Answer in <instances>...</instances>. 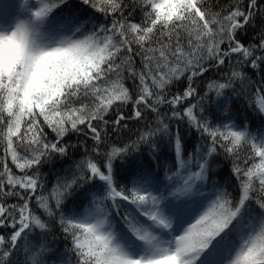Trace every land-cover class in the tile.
<instances>
[{
	"label": "snow or ice",
	"instance_id": "snow-or-ice-1",
	"mask_svg": "<svg viewBox=\"0 0 264 264\" xmlns=\"http://www.w3.org/2000/svg\"><path fill=\"white\" fill-rule=\"evenodd\" d=\"M241 97L254 131L230 114ZM128 121L146 123L111 140ZM69 133L84 151L48 192ZM165 146L163 180L127 159ZM218 150L232 191L212 181ZM0 230V264H264V0H0Z\"/></svg>",
	"mask_w": 264,
	"mask_h": 264
},
{
	"label": "trees",
	"instance_id": "trees-1",
	"mask_svg": "<svg viewBox=\"0 0 264 264\" xmlns=\"http://www.w3.org/2000/svg\"><path fill=\"white\" fill-rule=\"evenodd\" d=\"M210 2L215 4L217 0H210ZM219 3L222 5H226L229 3V0H219ZM214 10H218V9H214ZM259 27H260V23L258 22L256 25L257 30L259 29ZM254 34L255 33L250 29L248 33H241L240 37L246 42H251ZM137 64H139V58H137ZM213 78L216 77H214L212 72L210 71L209 73L205 74L203 77L198 78L196 80L195 86L201 91H206L208 80ZM256 79H258V77H256ZM186 83H187L186 80H183V82L180 81L176 82L172 86V92H175L177 90L182 91L183 88L186 86ZM126 84L129 87H131V81H126ZM120 110L124 113H129L131 111V106L130 105L123 106ZM113 111H115V109ZM213 111L216 112V115H221L224 110L223 109L216 110L213 106ZM230 114L235 118V122L237 124L247 119L253 131L257 127L261 126V118L257 116L252 111L251 108L248 107L247 101L243 97H241L240 101L231 108ZM109 115L111 116L112 114L110 113ZM151 119L153 118L149 117V120ZM209 119H212V117L209 116ZM145 123L146 121H141L139 123L134 121H128L129 127L127 129H123L120 132L119 136H112L110 137V139L121 145L123 143L129 142L130 140H135L139 131L143 129ZM175 127L176 124L174 123L173 128ZM180 128H181V132L184 133V135L186 136V138L190 143L195 144L200 142L198 139V134L195 133L194 130L189 131L187 129V126L184 124L180 125ZM46 131L50 133V130L46 129ZM50 136H54V134L50 133ZM84 139L85 138L83 137L82 134L69 133V135L65 137V142L68 143L69 145H76L77 148H70L67 157H56L53 159L51 163L45 164L41 168V175L43 177L48 192L51 191L52 186L56 183L57 176L65 175L66 170L73 166V161L79 160L81 158V154L83 153L84 150L82 147H80V142ZM203 143H205L206 145L207 142L204 141ZM189 151H191V148L189 149ZM160 156L161 159L159 161L153 159L149 155L147 149L145 148L141 153L139 154L133 153L129 157H127V159L129 161H135L137 158H140L143 159L145 163H150L151 170L154 173H157L160 179L163 180L165 176L166 168L171 166L172 153L169 150V148L165 146L162 148ZM165 156L168 157L167 160L164 159ZM215 161L216 162L213 165V171L215 174L212 176V181H215L217 184L228 188L229 191H232L233 187L236 185V180L235 177L231 175V167H232L231 159L226 158V154L223 153L222 150H218V154L215 156ZM10 166L13 167L14 169V166H12L11 164ZM115 166L117 169H119L121 166V161L116 160ZM210 189H211V182H209L208 186L204 190L207 192ZM9 202H14V201L10 200ZM34 203L35 201L33 200V204ZM48 240L51 241L50 247L53 249H59L60 251H63L66 247L69 246L68 242L64 240L63 234L59 231L58 225L54 234L50 235L48 237Z\"/></svg>",
	"mask_w": 264,
	"mask_h": 264
}]
</instances>
